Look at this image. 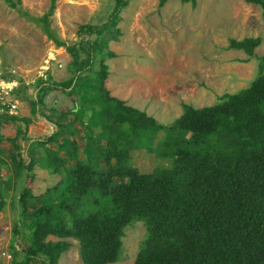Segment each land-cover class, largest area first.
<instances>
[{
  "label": "trees",
  "instance_id": "1",
  "mask_svg": "<svg viewBox=\"0 0 264 264\" xmlns=\"http://www.w3.org/2000/svg\"><path fill=\"white\" fill-rule=\"evenodd\" d=\"M114 1L108 23L81 27L80 43L69 47L52 28L58 0H52L43 17L27 13L21 0H4L43 28L57 48L67 49L75 74L67 87L39 79L35 99L28 96L31 86L10 76L8 81L22 85L16 98L28 102L37 117L44 115L53 88L77 97L81 107L71 115L86 138V159L81 160L79 146L69 137L80 131L64 124L68 114L57 120L56 111L45 116L56 127L46 140L28 138L30 118L0 115V145L5 141L2 130L18 127L17 137L10 140V161L0 160V172H9L5 180L0 178V212L11 197L15 213L12 264H60L73 247L71 239L79 242L84 264H117L124 254L125 231L138 222L147 235L135 264H264V56L249 88L206 108L183 104L179 119L161 124L113 97L106 86L108 62L117 58L108 47L120 42L121 15L129 6L128 0ZM169 1L160 0L159 7ZM180 1L193 8L198 4ZM245 2L260 7L264 18V0ZM261 43V38L232 39L229 49L252 59ZM20 140L32 143L29 160L19 152ZM52 144L58 150L49 149ZM144 150L170 167L142 173L132 156ZM38 166L62 177L42 196L29 187ZM20 238L26 248L18 245Z\"/></svg>",
  "mask_w": 264,
  "mask_h": 264
},
{
  "label": "rangeland",
  "instance_id": "2",
  "mask_svg": "<svg viewBox=\"0 0 264 264\" xmlns=\"http://www.w3.org/2000/svg\"><path fill=\"white\" fill-rule=\"evenodd\" d=\"M21 1L23 9L34 17L45 16L52 4V0ZM128 1L129 6L123 11L119 24L122 38L108 47L117 58L108 62L110 76L106 83L112 96L128 106L146 112L161 124L171 125L184 114L183 104L199 109L213 106L220 97L249 88L259 76L260 59L264 56V18L260 7L247 4L245 0H197L196 8L180 0H170L164 8L159 7L160 0ZM114 8V0H58L51 18L52 28L70 47L80 43L81 27L107 24ZM247 38L262 39L255 51L256 57L252 59L243 51L229 49L230 40ZM72 62L67 49L57 48L43 28L21 17L0 0L1 79L20 78L23 86H31L28 96L35 99L39 79L67 87L75 77ZM45 103L44 115L37 117L32 116L28 102L19 100L17 104L16 116L32 120L28 138L46 140L56 128L45 116H52L56 111L58 114L54 119L57 120L60 115L68 114L64 123L74 124L80 131L76 136H69L70 140L79 146V158L85 160V133L71 115L74 111L79 113L78 98L53 88ZM1 135L5 141L0 145V160L9 162L14 148L10 140L17 137L18 127L9 125ZM19 143V152L29 160L32 143L22 140ZM94 148L98 149L95 145ZM49 149L58 150V146L52 144ZM61 155L66 157V154ZM132 162L142 173H151L161 166L170 167L168 162L158 161L147 150L135 152ZM101 164L105 166L104 162ZM7 176L9 172L4 168L0 178L5 180ZM32 176L34 179L29 182V187L36 196L44 195L62 180L60 175L39 166ZM7 200V207L0 212V264H12L14 254L15 213L10 206L11 197ZM146 235L142 222L126 229L124 254L117 264H135ZM50 240L59 239L51 237ZM68 241L73 247L63 255L60 264H84L79 242ZM18 245L27 247L21 238Z\"/></svg>",
  "mask_w": 264,
  "mask_h": 264
},
{
  "label": "built area",
  "instance_id": "3",
  "mask_svg": "<svg viewBox=\"0 0 264 264\" xmlns=\"http://www.w3.org/2000/svg\"><path fill=\"white\" fill-rule=\"evenodd\" d=\"M16 81H8L0 78V115L16 116L18 114L17 104L19 100L16 98L15 91L18 85ZM15 97L16 99H10Z\"/></svg>",
  "mask_w": 264,
  "mask_h": 264
},
{
  "label": "crops",
  "instance_id": "4",
  "mask_svg": "<svg viewBox=\"0 0 264 264\" xmlns=\"http://www.w3.org/2000/svg\"><path fill=\"white\" fill-rule=\"evenodd\" d=\"M26 112H27V111H26ZM27 115H28V114H27ZM27 117H28V116H27ZM64 124H65V123H64ZM52 125H53V124H52ZM53 126H54V125H53ZM54 127H55V126H54ZM53 131H54V133H55L56 130H53ZM51 135H53V132L51 133ZM51 135H50V136H51ZM50 136H49V137H50ZM63 154H64V153H63Z\"/></svg>",
  "mask_w": 264,
  "mask_h": 264
},
{
  "label": "water",
  "instance_id": "5",
  "mask_svg": "<svg viewBox=\"0 0 264 264\" xmlns=\"http://www.w3.org/2000/svg\"><path fill=\"white\" fill-rule=\"evenodd\" d=\"M54 128H56V127H54ZM54 133V132H53Z\"/></svg>",
  "mask_w": 264,
  "mask_h": 264
}]
</instances>
